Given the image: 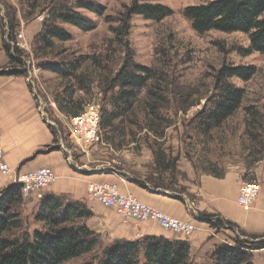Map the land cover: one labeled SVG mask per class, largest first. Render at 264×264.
<instances>
[{"label":"rangeland","instance_id":"rangeland-1","mask_svg":"<svg viewBox=\"0 0 264 264\" xmlns=\"http://www.w3.org/2000/svg\"><path fill=\"white\" fill-rule=\"evenodd\" d=\"M136 1L163 4L171 8L173 13L162 21L132 15L129 34L125 36L122 34L123 12ZM208 1L210 0H0V51L4 54L0 71H8V74H1L0 77L25 79L40 117L51 125L55 131V142L62 144L73 162L78 160L90 167L105 166V171H115L138 181L148 180L147 185L150 186L149 180L161 175L154 151L162 147L169 160L178 157L177 171L162 174L166 182L172 184L170 189L163 190L181 200L189 199L196 212L197 197L191 190L198 185L201 175L214 176L212 173L215 172L223 173L224 176L227 170L234 168L244 171L248 180L258 181L262 185L257 174H264V153L255 162L252 158H247L248 146L256 144L250 141L251 136L244 134L243 109L244 106L251 105L259 111L257 124L262 127L257 125L258 128L252 130L259 135L258 141H264V55L258 52L244 55L238 51L249 45L248 36L244 33L196 32L191 22L184 17L183 10L189 5ZM80 3L100 5L103 14L91 12L81 7ZM66 8L90 19L92 25L84 29L60 19L54 21L71 34L72 38L68 41L55 40V49L43 50L41 34L45 26L53 23L52 16L55 13H66ZM5 45L11 47L10 53L6 51ZM10 54L21 55L24 64H10ZM129 57L161 75V83L158 84L163 86L165 95L171 101L169 108L162 111V122L172 125L164 130L165 135L160 138L150 132L146 124L135 125L127 118L117 121L112 132L102 128V137L98 143L84 146L73 143L69 124L72 115L63 113L57 100L69 97L70 92L74 91L75 99L84 101V111L89 104H94L100 112H109L112 109V95L118 89H109L107 83L122 69ZM236 66H254L256 70L250 80L236 76L228 78L229 82L245 90L243 107L223 126L205 136L203 130L197 127L201 112L209 106L208 99L215 94L220 70ZM55 68L76 73L61 75ZM11 69L20 70L21 74H9ZM186 98L187 105L192 101H196L197 105L186 111L178 110V103ZM138 117L143 120L142 114ZM157 124L155 121V125ZM13 169L23 171L19 167ZM7 178L11 180L8 186L14 184L13 177ZM40 203L41 200H37L35 204L23 199L16 210L23 221L20 231L32 234L35 229L42 230L45 227V223L34 219ZM197 213L201 218L196 216L195 221L205 218L204 214H211ZM218 216H212L211 220L219 221ZM238 226L239 229L225 223L219 229L210 226L214 235L208 238L210 242H206L208 245L205 249L218 240L221 243L234 242V238L238 236L245 239L251 235ZM102 237L101 235L97 247L91 253L65 264H86L92 260L97 264L103 256V249L109 244V240ZM213 250L214 248L205 251L202 260L195 261L196 254L203 252L199 249L194 252L192 259L190 256L187 264H213Z\"/></svg>","mask_w":264,"mask_h":264},{"label":"trees","instance_id":"trees-1","mask_svg":"<svg viewBox=\"0 0 264 264\" xmlns=\"http://www.w3.org/2000/svg\"><path fill=\"white\" fill-rule=\"evenodd\" d=\"M81 7L99 15L103 14L101 6L90 3H80ZM68 8H66L67 10ZM59 11L52 16L53 23L46 25L41 34L43 50H53L56 41H68L72 38L64 28L57 26L54 21L72 24L80 28H88L92 21L83 18L79 13L71 10ZM173 13L172 9L163 4H144L134 2L123 12V35L128 36L130 19L132 15H143L146 19L162 21ZM184 17L191 22L192 28L201 34L210 31L226 33L240 32L248 36L247 48H239L244 55L258 52L264 55V0H210L206 3L189 5L183 10ZM86 27V28H85ZM10 53L11 47L5 45ZM10 64L23 65L24 60L17 55H9ZM61 75H74L75 71L54 69ZM8 74L4 69L1 74ZM256 73L254 66H236L222 69L219 72V85L215 94L208 99L207 107L201 112L200 122L197 126L203 130L205 136L223 126L228 119L235 115L242 107L246 92L243 88L229 82V77H239L250 80ZM9 74H21L20 70L11 69ZM155 70L136 63L128 58L120 69L107 83L109 89L115 91L112 95V109L101 112V129L114 130L117 121L130 118L133 124H146L150 132L156 137H164V130L172 124L162 122V111L169 108L171 101L165 93ZM163 77V76H162ZM58 101L63 113L72 116L83 113L84 101L75 99V92ZM187 98L178 103V110L186 111L189 107L197 105L196 101L186 104ZM245 111L244 134L251 136L250 141L256 145L248 146L247 158L252 161L261 159L264 153L263 139L258 141L259 135L254 134L260 124L259 111L253 106L243 107ZM143 115L140 120L138 115ZM155 121L158 123L155 125ZM260 127H262L260 125ZM159 128V129H158ZM162 132H159V130ZM55 133V131H54ZM250 133V134H249ZM155 152L157 169L160 174L157 178L147 181H138L141 186L148 189H170L163 173L177 171L178 157L169 160L166 150L162 147ZM250 165V164H249ZM211 173V172H209ZM216 177H223V173H212ZM21 186L11 184L0 192V264H65L91 253L98 245L100 234L91 230L86 220L92 215L86 204L77 201H64L56 195L45 194L41 199L40 207L34 215L37 222L45 223V227L35 229L32 234L20 231L23 221L16 210L23 202ZM15 209V210H14ZM217 214H204L205 221L211 227L219 229L228 224L238 228L237 223L219 217V221L211 220ZM218 220V219H217ZM18 231V232H16ZM245 235L244 231L241 232ZM264 248V234L240 236L234 242H223L215 246L211 258L213 264H254L253 254L256 250ZM190 259V245L187 241H170L163 237L149 236L140 240H115L103 249V256L97 264H187ZM86 264H94V261Z\"/></svg>","mask_w":264,"mask_h":264},{"label":"crops","instance_id":"crops-1","mask_svg":"<svg viewBox=\"0 0 264 264\" xmlns=\"http://www.w3.org/2000/svg\"><path fill=\"white\" fill-rule=\"evenodd\" d=\"M0 51V64L4 62ZM0 146L5 160L14 168L23 171L38 167H51L57 179L47 187L45 193L56 195L64 201L86 204L92 215L86 220L88 227L102 235L109 243L115 240H140L145 237H163L170 241H187L190 256L199 249L195 261L202 260L203 254L215 248L221 241L214 242L207 249L208 238L214 235L210 224L197 212L219 214L241 226L250 234H264V174L258 173L262 183L261 194L250 210H244L237 203L241 180L249 178L240 169L231 168L223 177L203 174L198 185L191 192L195 194L196 212L189 199L181 200L163 189H148L141 186L138 179L119 175L115 171H105L107 167H90L67 156L62 144L55 142L51 125L40 117L37 105L22 77H0ZM249 176V175H248ZM115 182L122 193H132L141 201L170 216L191 221L196 230L185 236L175 234L160 226L158 222L124 219L115 209L106 208L98 201L87 199L90 182ZM11 180L0 175V191ZM36 204V197L30 199ZM194 220V221H193ZM211 247V248H210ZM254 264H264V248L253 254Z\"/></svg>","mask_w":264,"mask_h":264},{"label":"built area","instance_id":"built-area-1","mask_svg":"<svg viewBox=\"0 0 264 264\" xmlns=\"http://www.w3.org/2000/svg\"><path fill=\"white\" fill-rule=\"evenodd\" d=\"M101 112L89 104L85 111L72 116L70 136L72 142L80 146L98 143L101 140ZM0 175L13 177V182L21 186L23 198L35 196L37 200L44 198V190L57 179L51 167H38L27 171H17L5 160L4 151L0 147ZM262 186L258 181L245 178L241 181L237 203L244 210H250L260 195ZM87 199L98 201L106 208L115 209L124 219L136 221L158 222L160 226L175 234L190 236L196 226L191 221L170 216L141 201L132 193H122L115 182H90Z\"/></svg>","mask_w":264,"mask_h":264},{"label":"bare ground","instance_id":"bare-ground-1","mask_svg":"<svg viewBox=\"0 0 264 264\" xmlns=\"http://www.w3.org/2000/svg\"><path fill=\"white\" fill-rule=\"evenodd\" d=\"M46 189H47V188H46ZM46 189H45V190H46ZM45 190H44V195L46 194V193H45Z\"/></svg>","mask_w":264,"mask_h":264}]
</instances>
